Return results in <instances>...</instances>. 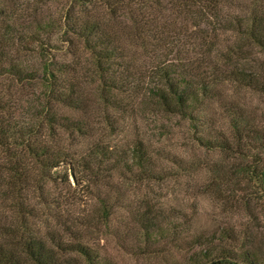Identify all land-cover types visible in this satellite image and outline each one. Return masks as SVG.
Listing matches in <instances>:
<instances>
[{"label":"rangeland","instance_id":"1","mask_svg":"<svg viewBox=\"0 0 264 264\" xmlns=\"http://www.w3.org/2000/svg\"><path fill=\"white\" fill-rule=\"evenodd\" d=\"M0 6L5 15L0 25L11 23L27 37L11 53L32 69L39 61H55L51 71L57 85L75 98L71 104L51 103L55 114L73 123L50 124L38 80L21 86L0 77L5 101L0 122L30 124L29 143L62 156L55 166H41L23 157V147L0 145V165L12 148L23 169L11 192L7 179H0V241L8 250L19 247L4 232L14 228L22 237L45 238L48 246L46 237L63 247L79 241L104 257V264H192L204 253L228 256L213 264H264V147L246 148L242 155L208 149L194 139L222 134L231 141V111H239L264 138V47L231 30L205 33V25L195 27L187 15L161 11L151 2L142 7L143 18L163 12L165 28L184 34L177 56L174 47L161 52L144 44L132 29L122 28L129 25L126 15L117 11L110 17L97 0L85 6L76 0H0ZM251 7L264 22V0H220L218 13L225 18ZM87 14L122 47V57L102 62L100 72L82 38L66 26L70 18ZM159 60L181 64L191 81L212 79L207 97L191 110L193 118L163 111L146 94ZM59 64H65L62 71L56 70ZM235 72L244 82L249 78V85L232 79ZM101 78L114 83L104 86ZM130 80L133 87L127 89L122 84ZM136 142L149 158L143 167L131 162ZM95 147L105 150L102 161L87 156ZM0 173L7 176L1 168ZM146 219L152 232L145 238ZM52 249L58 259L75 255Z\"/></svg>","mask_w":264,"mask_h":264},{"label":"trees","instance_id":"2","mask_svg":"<svg viewBox=\"0 0 264 264\" xmlns=\"http://www.w3.org/2000/svg\"><path fill=\"white\" fill-rule=\"evenodd\" d=\"M81 1V5L85 6L86 3H92V0H76ZM100 5L107 9L110 17H115L116 12L120 13V16L126 15L129 21V25L123 23L122 28L125 27L128 32L132 29L131 34L136 38H141L144 44H149L155 48L161 49V52L166 49L170 50L171 47L175 48V56L178 55L179 49L177 48L178 42L181 40L182 34L178 30L172 32L171 29L165 28L163 21H165L163 12L151 14V16H145L143 18L142 10L144 5L148 2L159 5V10L168 11L172 14V10L177 13H182L183 16L187 15L190 21L195 27L203 24L206 27L205 33L210 31L214 35L218 30H231L236 34L245 36L258 46L264 47V22L260 19L259 9L253 7L245 10L242 14H232L228 17L222 18L218 12L220 11V0H167L165 3H161L160 0H97ZM166 4V5H163ZM132 5V6H131ZM237 5V4H236ZM235 5V6H236ZM243 5V4H242ZM151 5H148L150 7ZM239 6V5H237ZM247 8V5L244 6ZM143 11V12H142ZM85 18L73 17L67 21V30L73 33L76 37L82 38L83 45L90 52L93 58V65L99 71L101 63L108 61L112 58L122 57V47L118 44H112L111 38L105 32L100 25V20L95 17L85 15ZM119 15H117L118 17ZM208 16L213 17L210 21ZM5 17L3 8L0 6V21L4 22L2 18ZM123 18V17H122ZM122 21V20H121ZM197 21V23H196ZM0 22V23H1ZM66 23V22H65ZM18 24V23H17ZM19 31V30H18ZM18 31L13 27L11 23H4L0 25V77L14 79L13 81L19 85H23L22 81H36L42 85V89L39 91L40 99L44 104L42 109L44 111V119L47 123L58 124L61 126L70 125L72 121L67 120L65 117L55 114L52 110L51 103L59 101L67 104L75 102V98L70 95V90L63 87L60 88L55 81L51 68L55 64V61H43L40 63L39 68L32 69L28 67L23 60L14 56L11 53L10 48L14 47V44L20 45L27 37L18 34ZM21 32V31H20ZM22 33V32H21ZM24 34V33H22ZM134 37V38H135ZM146 38V39H144ZM210 43L207 44L205 51L210 52ZM144 47V46H143ZM14 50H17L15 47ZM160 52V53H161ZM215 54V52H214ZM63 65L59 64L57 71L63 70ZM125 67L127 73V63L122 64ZM100 72V71H99ZM151 76L153 77V84L150 88H147L146 94L149 98L153 99L154 104L158 105L163 111L167 113H176L182 117L191 116V110L197 103L207 97V93L210 91V80H190V74L181 67V64H176L170 61H157L151 68ZM39 73V75L37 74ZM218 75L213 77L216 80ZM232 79L249 85V78L244 82L245 78L239 77L235 72L230 76ZM102 79V78H101ZM122 83V80H120ZM104 86L107 83H114L113 80L102 79ZM106 83V84H105ZM129 81L124 82L123 86L127 89H131ZM133 85V84H132ZM113 87V85H112ZM7 95H9V91ZM1 93V90H0ZM206 95V96H205ZM5 101L1 100L0 96V111L5 107ZM9 119V118H7ZM69 121V122H68ZM228 125L231 129V141H229L224 135L216 134L213 137H195V141L202 147L213 149L219 148L226 151H236L243 154V150L246 148H263L264 138L260 134H255L252 124L248 119L243 116L239 111H231L228 115ZM73 127V126H71ZM30 124H16L15 122H0V145H13L16 148L21 146L25 151H22L23 157L27 155L33 158L41 166H55L57 165L60 154H54L47 151V148H36L29 143V135L31 134ZM29 129V130H28ZM253 134V135H252ZM96 148V149H95ZM90 150L88 157L98 162L104 159L103 148L95 147ZM18 151L17 149H15ZM14 149L6 151V157L4 158L3 165L0 168L7 173V176H3L0 173V179H7V185L11 191L17 186L16 182L22 181L23 169L21 166V156ZM60 153V152H59ZM130 158L133 165L143 167L149 162V158L146 153L141 149L139 142H136L130 149ZM99 158V160H98ZM256 162L260 159L258 154L256 155ZM253 162V161H251ZM255 166L250 167L252 169ZM240 168V167H239ZM219 173V170H216ZM241 172V171H240ZM242 172H249V169ZM221 175L226 173V170H220ZM235 173L239 171L235 168ZM260 175V173H259ZM217 179H220L216 175ZM149 223V219L145 220L144 237H151V232L146 230V225ZM146 225V226H145ZM15 227V226H14ZM7 234L14 239L13 243L19 245L18 250H8L3 242L0 241V264H104V257H101L96 251L90 249L87 245L74 241L65 244L60 241L51 239L52 237H46L55 248L60 251H68L75 255L63 257L58 259L55 256V252L52 246H48L45 238L41 236H28L22 237L17 229L7 228ZM47 235V234H45ZM195 243H200L199 237H194ZM194 242H191L193 244ZM228 256L210 257L208 253H204L200 258L195 257L192 259V264H213L214 262L227 261Z\"/></svg>","mask_w":264,"mask_h":264}]
</instances>
